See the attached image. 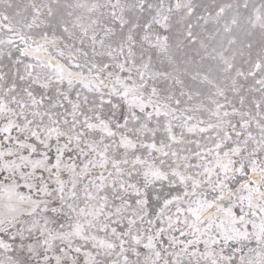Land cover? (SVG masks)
I'll use <instances>...</instances> for the list:
<instances>
[{
	"label": "snow or ice",
	"instance_id": "obj_1",
	"mask_svg": "<svg viewBox=\"0 0 264 264\" xmlns=\"http://www.w3.org/2000/svg\"><path fill=\"white\" fill-rule=\"evenodd\" d=\"M0 264H264V0H0Z\"/></svg>",
	"mask_w": 264,
	"mask_h": 264
}]
</instances>
